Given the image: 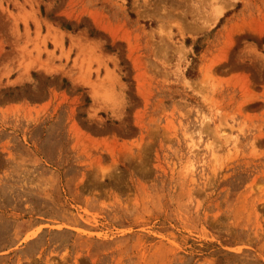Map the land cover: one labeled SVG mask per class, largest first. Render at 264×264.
Masks as SVG:
<instances>
[{
  "label": "rangeland",
  "instance_id": "1",
  "mask_svg": "<svg viewBox=\"0 0 264 264\" xmlns=\"http://www.w3.org/2000/svg\"><path fill=\"white\" fill-rule=\"evenodd\" d=\"M0 264H264V0H0Z\"/></svg>",
  "mask_w": 264,
  "mask_h": 264
},
{
  "label": "bare ground",
  "instance_id": "2",
  "mask_svg": "<svg viewBox=\"0 0 264 264\" xmlns=\"http://www.w3.org/2000/svg\"><path fill=\"white\" fill-rule=\"evenodd\" d=\"M217 14H219V13H217ZM217 14H216V15H217Z\"/></svg>",
  "mask_w": 264,
  "mask_h": 264
}]
</instances>
